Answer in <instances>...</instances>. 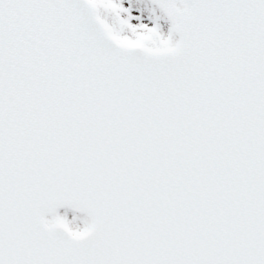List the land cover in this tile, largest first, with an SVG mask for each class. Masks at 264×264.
<instances>
[{"label":"snow or ice","instance_id":"snow-or-ice-1","mask_svg":"<svg viewBox=\"0 0 264 264\" xmlns=\"http://www.w3.org/2000/svg\"><path fill=\"white\" fill-rule=\"evenodd\" d=\"M0 264H264V0H0Z\"/></svg>","mask_w":264,"mask_h":264}]
</instances>
